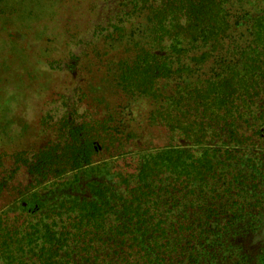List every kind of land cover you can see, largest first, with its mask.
Returning a JSON list of instances; mask_svg holds the SVG:
<instances>
[{"label":"trees","instance_id":"1","mask_svg":"<svg viewBox=\"0 0 264 264\" xmlns=\"http://www.w3.org/2000/svg\"><path fill=\"white\" fill-rule=\"evenodd\" d=\"M122 3L110 37L149 27L118 87L169 144L131 150L112 115L60 118L14 160L34 184L0 214V262L264 264V0Z\"/></svg>","mask_w":264,"mask_h":264},{"label":"rangeland","instance_id":"2","mask_svg":"<svg viewBox=\"0 0 264 264\" xmlns=\"http://www.w3.org/2000/svg\"><path fill=\"white\" fill-rule=\"evenodd\" d=\"M122 1L0 0V214H18L20 194L34 184L23 169L14 172V160L42 149L62 117L112 115L133 137L134 151L169 144L166 131L149 122L146 101L128 100L118 87L120 70L149 27L123 18L118 26L125 33L110 37L111 24L126 11ZM231 5L233 14L247 8L243 2L241 9L235 1ZM208 71L204 66L200 73ZM261 136L256 144L264 145Z\"/></svg>","mask_w":264,"mask_h":264}]
</instances>
